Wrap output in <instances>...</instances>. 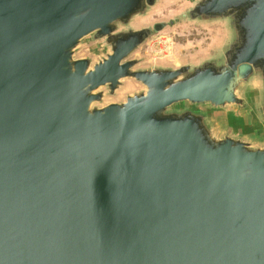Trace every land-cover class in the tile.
<instances>
[{
  "label": "water",
  "instance_id": "1",
  "mask_svg": "<svg viewBox=\"0 0 264 264\" xmlns=\"http://www.w3.org/2000/svg\"><path fill=\"white\" fill-rule=\"evenodd\" d=\"M159 2L0 0V264H264V0L136 22ZM175 18L214 46L138 66ZM229 111L262 140L218 133Z\"/></svg>",
  "mask_w": 264,
  "mask_h": 264
},
{
  "label": "rangeland",
  "instance_id": "2",
  "mask_svg": "<svg viewBox=\"0 0 264 264\" xmlns=\"http://www.w3.org/2000/svg\"><path fill=\"white\" fill-rule=\"evenodd\" d=\"M189 0H160V2L144 17L136 22L148 24L160 18L175 17L184 9ZM219 36V29L216 25H202L179 21L175 18L172 24L164 29L151 34L145 39L129 57L138 58V66H147L154 63L174 64L195 60L205 55ZM104 54L94 42H84L76 49L75 56H89L92 59ZM142 88V85L133 79H123V87L115 96L104 98V102L122 99L126 93ZM227 112L216 114L218 133L229 131L234 135H241L249 140L260 141L262 135L248 123L247 115ZM243 117V118H242Z\"/></svg>",
  "mask_w": 264,
  "mask_h": 264
}]
</instances>
